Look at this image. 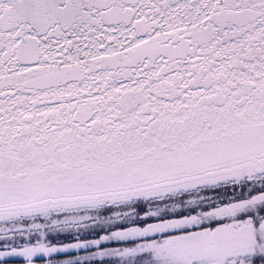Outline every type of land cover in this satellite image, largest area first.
Here are the masks:
<instances>
[{"label": "snow or ice", "instance_id": "obj_1", "mask_svg": "<svg viewBox=\"0 0 264 264\" xmlns=\"http://www.w3.org/2000/svg\"><path fill=\"white\" fill-rule=\"evenodd\" d=\"M0 264H264V0H0Z\"/></svg>", "mask_w": 264, "mask_h": 264}]
</instances>
